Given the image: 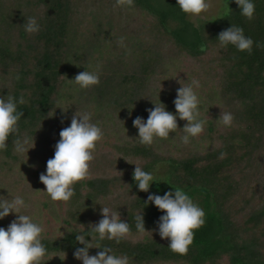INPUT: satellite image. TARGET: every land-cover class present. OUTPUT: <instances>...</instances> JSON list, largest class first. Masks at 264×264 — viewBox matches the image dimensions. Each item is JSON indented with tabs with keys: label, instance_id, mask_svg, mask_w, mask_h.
<instances>
[{
	"label": "trees",
	"instance_id": "trees-1",
	"mask_svg": "<svg viewBox=\"0 0 264 264\" xmlns=\"http://www.w3.org/2000/svg\"><path fill=\"white\" fill-rule=\"evenodd\" d=\"M252 2L251 21L235 0H223L217 16L193 24L177 0H134V7H117L115 0H0V97L25 100L17 104L24 113L19 134L0 150V196L23 197L29 207L22 214L43 227L41 264H82L73 255L84 246L76 234L91 241L89 225L102 218V205L118 211L131 231L120 243H99L110 254H126L130 264H264V47L256 46L264 44V0ZM226 3L231 14L217 18ZM26 17L37 19L38 32L25 31ZM231 24L252 38L251 54L220 47L218 34ZM85 70L99 73V85L81 89L71 80ZM192 80L199 81L194 90L204 131L182 143L187 121L177 117L178 129L167 139L140 144L132 121H146V109L160 101L175 114L176 90ZM76 111L90 113L104 136L74 196L52 201L39 175ZM221 112L233 114L231 127L218 120ZM24 138L30 149L16 153L13 141ZM127 160L147 172L159 163L167 170L143 192ZM176 187L205 212L186 255L170 251V238L158 232L164 213L145 203L149 194ZM138 213L143 233L135 226ZM16 215L0 219V227L7 229ZM47 222L55 226L47 229Z\"/></svg>",
	"mask_w": 264,
	"mask_h": 264
},
{
	"label": "clouds",
	"instance_id": "clouds-1",
	"mask_svg": "<svg viewBox=\"0 0 264 264\" xmlns=\"http://www.w3.org/2000/svg\"><path fill=\"white\" fill-rule=\"evenodd\" d=\"M235 3L239 6L241 15L249 21L254 18L255 4L252 0H235ZM177 4L182 12L193 16L200 15L210 7L206 0H177ZM115 6L134 7V0H115ZM231 12L232 9L226 3L217 18H226ZM23 27L29 34L40 30L35 17H26ZM217 38L221 48L231 44L238 51H247L249 54L252 52L254 41L251 37L245 36L242 27L231 24L229 28L222 30ZM123 40L124 38L121 37L119 41L121 45ZM256 46L264 47V44L257 43ZM205 48L206 45L201 44L199 50L204 52ZM16 79H20L19 75ZM71 80L81 89H89L99 85L100 75L98 72L85 70L76 74ZM194 86L199 87L198 80H192L188 85L181 84V87L176 90L177 95L173 101L175 114L166 110L165 104L161 101L152 102L154 107L146 109L149 113L146 121L141 116H137L132 121L133 126L138 129L137 137L140 144L151 146L155 138L167 139L170 132L178 129L177 117L187 121L183 127L185 135L181 137L182 143L188 144L190 137H196L204 131L206 121L200 119L198 107L200 101ZM18 103L21 105L25 103L23 94L18 101L11 94L0 97V150H6L10 135L19 134L18 122L24 113L17 110ZM218 120L225 127H231L234 116L230 112H221ZM59 136L60 139L54 145V156L47 160L46 173L41 172L39 180L46 186L44 191L52 201L67 202L75 194L74 184L89 176L90 162L95 158L93 153L97 142L103 138L104 132L97 123L92 122L90 113L76 111L71 117L70 126L62 128ZM13 144L16 153L28 152L30 149L26 148L27 138L17 139L13 141ZM225 156L226 153H221V158ZM133 179L138 189L143 192H148L151 183L156 181L152 173L145 171L138 164H135ZM145 203H153L164 213L157 221L158 232L161 238H170L168 245L170 251L186 255L194 240V230L205 223L204 210L179 187H176L174 192H165L162 196L151 193ZM27 207L29 205L21 196L17 195L11 199L0 196V219L10 213L17 214L7 229L0 227V264H41L47 254V249L41 242L43 227L40 223L34 222L29 215L21 212ZM100 211L102 218L89 225L88 236L91 237V241L86 239L83 233L76 234V241L84 246L76 248L74 257L81 260L82 264H130L126 254L119 256L110 254L112 249L101 246L99 243L105 239L120 243L130 234L129 223L122 221L120 213L109 207L102 205ZM135 221L137 231L145 232L143 213H138ZM92 241L97 242L92 243ZM92 247L102 250L95 255H90L89 249ZM60 258L63 260L65 257L60 256Z\"/></svg>",
	"mask_w": 264,
	"mask_h": 264
},
{
	"label": "rangeland",
	"instance_id": "rangeland-1",
	"mask_svg": "<svg viewBox=\"0 0 264 264\" xmlns=\"http://www.w3.org/2000/svg\"><path fill=\"white\" fill-rule=\"evenodd\" d=\"M206 2L210 4V7L207 11L201 13L198 16H193L189 14L186 15L187 19L191 21L193 24H195L198 19H207V18L215 17L220 12L222 8L223 0H206ZM166 170H167V165H165L164 163H159L156 166V168L152 170V172L150 173L153 174L154 178H158V177L160 178L165 174ZM45 225L47 229H50L53 226H55V223L47 222Z\"/></svg>",
	"mask_w": 264,
	"mask_h": 264
}]
</instances>
